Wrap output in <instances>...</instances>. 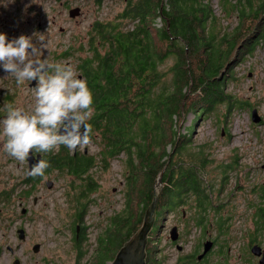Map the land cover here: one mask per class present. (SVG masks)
I'll use <instances>...</instances> for the list:
<instances>
[{
    "label": "trees",
    "instance_id": "trees-1",
    "mask_svg": "<svg viewBox=\"0 0 264 264\" xmlns=\"http://www.w3.org/2000/svg\"><path fill=\"white\" fill-rule=\"evenodd\" d=\"M236 10L240 24L230 31L223 30L216 38L213 32L218 17L209 1L126 0L111 21H93L87 39L78 33L71 36L65 52L92 93L95 111L88 122L91 136L95 130L101 146L95 155L77 158L61 145L57 152L43 155L50 165L45 173L66 171L78 178L87 173L82 179L87 184L76 187L82 194L94 188L88 172L95 159L106 168L110 159L120 157L127 173L126 208L109 221L98 239L95 257H99H94L91 264H105L141 225L153 197L154 180L161 170V181L166 184L154 210L153 228L158 229L163 216L188 196L194 197L197 213L204 214L212 208L210 183L203 178L210 159L204 149L190 146L191 129L218 103H225L228 112L234 105L247 103L225 90L226 78L237 55L253 48L258 37L264 36V7ZM158 17L160 26L155 24ZM259 17L250 32L245 24ZM170 57L173 60L166 69L162 65ZM191 110L195 114L190 132L180 133L175 128L176 120ZM182 155L188 157L186 162ZM237 161L236 156L224 163L221 173L227 174ZM40 179L35 177L31 183L25 176L22 181L35 186ZM14 188L3 190L0 201L8 200ZM85 213V203L77 201L75 226L83 221ZM203 218L198 216L197 223L201 224ZM224 224L219 220V229L224 230ZM81 236L80 232L75 246Z\"/></svg>",
    "mask_w": 264,
    "mask_h": 264
},
{
    "label": "rangeland",
    "instance_id": "rangeland-1",
    "mask_svg": "<svg viewBox=\"0 0 264 264\" xmlns=\"http://www.w3.org/2000/svg\"><path fill=\"white\" fill-rule=\"evenodd\" d=\"M66 1L70 3L65 9V4H60L59 0H34L36 34L33 38L35 42V36L44 33L48 41L46 58L52 63L75 68L74 61L65 52L71 36L78 33L87 39V30L91 23L95 20L111 21L124 7L126 0ZM205 1H209L213 13L218 17L214 25L219 28H215L213 32L216 33V38L223 30L230 31L240 24L241 19L236 10V7L239 8V0ZM21 5L25 7L24 0ZM75 6L80 7L81 12L73 17L68 10ZM13 13L14 3L0 0V33L6 34L9 40L21 35L19 31L15 34L11 32L19 23L18 10L16 15ZM53 16L62 28L51 25ZM30 17L28 14L27 18ZM161 23V19L156 18L155 24L160 26ZM245 25L250 32L254 30L247 23ZM23 33H27V28H24ZM255 43L253 48L237 55L230 67L232 72L226 78L225 90L238 100L254 102L258 98L260 65L264 59V36L258 37ZM79 54L83 56L85 52ZM172 60L173 57H170L162 66L167 69ZM0 78L3 79L0 81V94L5 91L3 83L17 85L12 76L5 78L0 74ZM27 83L30 85L29 82L18 85L25 105L30 98L34 103L33 91L27 87ZM194 114L191 110L181 120H176L175 128L183 134L190 132L188 128ZM191 130L190 146L204 149L210 159L209 165L203 171V178L210 183L213 206L204 214L197 213L194 197L188 196L183 204L169 210L163 216L159 228L151 226L146 235L147 264L189 261L195 258V253L201 250L207 237L219 236L218 241L221 243L239 244L243 235L248 232L247 229L254 227L252 217L257 205L254 187L258 180L254 165L264 160L263 127L255 126L251 122L247 105H234L228 112L225 103H218L211 112L203 114ZM98 140L100 136L93 130L91 143L87 147L89 155H95L99 150L101 143ZM236 156L238 161L234 168L227 174L221 173L223 164L229 163ZM182 158L185 162L188 160L186 155H182ZM124 167L120 157L110 159L106 168L95 159V164L88 172L94 188L87 189L85 196H82L76 187L86 183L82 179L87 177V173L78 178L66 171L52 170L45 173L37 185L31 186L30 183L22 181L26 162L21 164L11 159L0 145V193L15 187L8 200L0 201V264H12L14 258L19 259V264H91L96 256L99 237L103 236L111 218L126 208L128 189L126 190L127 173ZM224 177L225 182L222 183ZM47 179L52 181L50 187L45 185ZM15 180H18L16 184ZM163 183L165 185L166 181ZM27 190L30 191L28 195L25 194ZM34 197H37L36 201H33ZM79 200L85 203L86 213L83 221L76 223L83 224L80 225L77 237L79 239L81 232L79 245L75 246L77 243L73 219L75 204ZM22 206L26 207L25 213L20 212ZM201 215H204V220L198 224L196 218ZM219 220L225 222L223 231L218 227ZM174 225L181 233V238L176 240L182 246L181 250L177 249L175 241L169 235ZM19 227H24L26 231L23 240L17 238L16 230ZM35 243H39L37 251L32 250ZM7 246L12 247L11 250ZM232 249V252L237 251V248ZM112 258L107 259L105 264H109Z\"/></svg>",
    "mask_w": 264,
    "mask_h": 264
},
{
    "label": "clouds",
    "instance_id": "clouds-1",
    "mask_svg": "<svg viewBox=\"0 0 264 264\" xmlns=\"http://www.w3.org/2000/svg\"><path fill=\"white\" fill-rule=\"evenodd\" d=\"M14 3V0H7ZM34 3V0H31ZM30 5H25V10ZM36 34V33H34ZM9 40L0 33V69L4 77H14L17 85L35 81L31 112L6 103L0 117V145L11 159L23 164L33 153L58 151L63 145L70 152L91 143L93 96L85 80L73 67L50 62L46 56L48 41L44 33ZM50 167L39 159L26 175L44 177Z\"/></svg>",
    "mask_w": 264,
    "mask_h": 264
},
{
    "label": "flooded vegetation",
    "instance_id": "flooded-vegetation-1",
    "mask_svg": "<svg viewBox=\"0 0 264 264\" xmlns=\"http://www.w3.org/2000/svg\"><path fill=\"white\" fill-rule=\"evenodd\" d=\"M21 2L22 0H14L13 15H16L17 10H18V19H19L18 22L19 23L17 24L15 28L11 29V32L15 34L17 31H19L23 35L33 36L35 5L34 3H31V0H24V3L26 5H30L25 10V7L23 8V6L21 5ZM59 3L65 4V9H66L67 4H69L70 1L59 0ZM239 7L240 8L244 7L246 9L250 7L253 9H260L261 7H264V0H239ZM80 12L81 10L79 11V13ZM28 14H30L31 16L30 19L27 18ZM238 17L241 18L239 15ZM260 19L261 17L254 19V20L249 19L250 21L247 23V25L251 26L252 28L253 27L255 28ZM252 21L253 23H251ZM50 23L51 25H57L58 27L62 28L61 27L62 25L57 22V20L55 19V16H53L52 21H50ZM37 24L38 23H36V25ZM24 28H27V33H23ZM256 36H258V34ZM16 37L17 36H14L13 38H16ZM33 42H34V38H33ZM260 73H261V76L259 79L260 88L258 90L259 91L258 98L254 100V102L247 100L246 101L247 103L245 105H247V109L249 111V117L251 119V122L255 126L263 127L264 129V59L262 60L261 65H260ZM0 74H2L3 76L5 75L2 69H0ZM250 75H251V72H249V76ZM0 81H3V79L0 78ZM3 84H5L3 88L5 89V91L2 94H0V117H3L4 115L3 107L6 103H12L16 107L23 108L26 112H31V108L33 105L32 98L28 99L27 104L25 105V103L22 102L21 89L19 88L18 85L8 84V83H3ZM27 87H29L33 91L34 84L30 86L27 83ZM252 109H256L255 117L258 118L257 121H253L252 119V115H251ZM87 147L83 149H78L75 152H71V153L75 155L77 158H80L82 156H89L87 152L88 151ZM52 152L55 153L57 151H52ZM40 154L42 155V158H43L44 154L42 153ZM263 163H264V160L254 165L255 168L257 169V178H258L255 184V187H254V192L257 196V205H256V209L253 212V217H252L254 221V227L247 229L248 232H246V234L243 235L242 242L236 245H231V244L219 242L218 241L219 236L207 237L204 239V241L205 240L211 241V245L207 251L203 252V243H202V248L201 250L195 253V258L189 261L180 260L174 264H264V165H262ZM27 167H28V163L26 161L25 176H27L26 175ZM30 180H31V183L34 182V178L30 177ZM85 187L86 185L84 186V190H85ZM85 194L86 193H83L82 196H85ZM76 225L77 226H75V232H76L75 237L77 238L78 232L80 231V225L79 224H76ZM76 227H77V231H76ZM177 230H178V227H177ZM220 230H223V229H220ZM180 238H181V233L178 231L177 239H180ZM176 240H174L175 241L174 244L176 245L177 249L181 250L182 246L178 244ZM232 247L237 248V251L235 250L232 252L233 250ZM192 255L193 254H190V256ZM147 261H148V256L146 255L145 264H147Z\"/></svg>",
    "mask_w": 264,
    "mask_h": 264
},
{
    "label": "water",
    "instance_id": "water-1",
    "mask_svg": "<svg viewBox=\"0 0 264 264\" xmlns=\"http://www.w3.org/2000/svg\"><path fill=\"white\" fill-rule=\"evenodd\" d=\"M80 7L75 6L73 9H69V15L75 17L79 14ZM30 85L34 84L35 87V81L29 82ZM256 109H252L251 115L253 121H257L258 118L255 117ZM33 158L31 156L27 160L28 167L26 169H29V167L36 163L37 160L42 159V155L39 153L32 154ZM264 165V163L262 164ZM163 170L159 172L157 177L154 180V188H153V197L151 200L150 205L146 209L142 223L136 229V231L118 248V250L113 255V258L111 259L109 264H145V256H146V250L145 246L147 243V233L149 229L152 226L153 220H154V210L157 204V200L159 197V194L161 193L164 183L161 181ZM52 184V181L50 179H47L45 181V185L47 187H50ZM37 197L33 198V201H36ZM21 213L26 212V207L22 206L20 209ZM77 226V225H76ZM77 231V227H76ZM17 238L20 240H23L26 236V231L24 227H19L16 230ZM170 238L172 240H176L178 237V230L177 226L174 225L169 231ZM211 245V241L205 240L203 242V252L207 251ZM39 247V243H35L32 245V250L37 251ZM12 247L7 246V249L11 250ZM19 259L14 258L12 260V264H19Z\"/></svg>",
    "mask_w": 264,
    "mask_h": 264
}]
</instances>
